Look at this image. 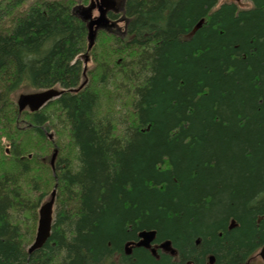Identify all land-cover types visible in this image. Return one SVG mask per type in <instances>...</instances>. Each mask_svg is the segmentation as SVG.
<instances>
[{
    "label": "trees",
    "instance_id": "obj_1",
    "mask_svg": "<svg viewBox=\"0 0 264 264\" xmlns=\"http://www.w3.org/2000/svg\"><path fill=\"white\" fill-rule=\"evenodd\" d=\"M248 1L125 0V35L87 51L76 1L1 0L0 264H247L264 244V0ZM23 89L64 93L19 112ZM141 232L173 254L126 256Z\"/></svg>",
    "mask_w": 264,
    "mask_h": 264
},
{
    "label": "water",
    "instance_id": "obj_2",
    "mask_svg": "<svg viewBox=\"0 0 264 264\" xmlns=\"http://www.w3.org/2000/svg\"><path fill=\"white\" fill-rule=\"evenodd\" d=\"M234 1L236 3H240L241 0H229ZM114 6L113 1H101V5L99 6V16L95 19H92V11L95 8V5L93 3V0L90 1L89 6H80L75 8L78 9L77 16L80 18V20L84 23H86L87 28V42H88V48L87 51H89L92 46L94 45L97 31L100 29H108V27L112 26V24L109 23V20L106 18V10L107 7ZM106 7V8H105ZM105 8V9H104ZM199 26L194 28V31ZM87 61V58L85 59ZM85 61V63H86ZM60 95V92L57 90H47L44 92H38L28 95H21L18 100V106L19 110L21 111L24 109V107H28L30 112H36L38 109H40L44 104H46L47 101L56 98ZM56 157V152L53 154L51 158V166H53L54 160ZM55 199V190L52 191L50 200L43 204L39 209V219H38V226L36 231V236L34 239L33 244L29 248V253H32L33 251H36L40 249L44 243L47 241L50 235V229H51V222H52V207L54 204ZM140 238L146 239L145 242L140 243V245H146L150 242H152L155 239V232H141L138 235ZM169 242H164L162 247L168 248ZM259 257L264 263V245L259 251Z\"/></svg>",
    "mask_w": 264,
    "mask_h": 264
},
{
    "label": "flooded vegetation",
    "instance_id": "obj_3",
    "mask_svg": "<svg viewBox=\"0 0 264 264\" xmlns=\"http://www.w3.org/2000/svg\"><path fill=\"white\" fill-rule=\"evenodd\" d=\"M114 1H115V6L116 7L114 9H112V10H108L107 11V17L110 18L111 21L118 23L119 21L123 20V17L119 13H120V11H123V6H124L123 2H125V0H114ZM95 12H96V10H95ZM110 31L115 32L116 31V27L113 28ZM133 243H130V246H128V248L126 250L124 249V254L126 256H131L133 254L134 249H136L133 246ZM160 244H161V242L155 241L151 245L152 248L150 250H145L149 254V256L151 258L155 257V259L158 260V261L161 259L160 253L163 252L160 249ZM129 249H131V250H129ZM151 250H154V252L152 253ZM166 254L169 255L168 253H166ZM112 263H114V264H125L124 261L120 260V256L118 258L115 257V260H113ZM112 263L109 262L108 260H106L102 264H112ZM190 264H193V263L191 262Z\"/></svg>",
    "mask_w": 264,
    "mask_h": 264
},
{
    "label": "rangeland",
    "instance_id": "obj_4",
    "mask_svg": "<svg viewBox=\"0 0 264 264\" xmlns=\"http://www.w3.org/2000/svg\"><path fill=\"white\" fill-rule=\"evenodd\" d=\"M29 1H31V2H33V1H35V0H29ZM76 1V5H79V4H83V5H86V4H84V3H82L80 0H74V2ZM222 1L223 0H219V4H221L222 3ZM241 6H244V7H248V5H249V1L248 0H241ZM94 15H96V13L94 12ZM120 25V29H119V31L120 30H122L123 29V23H121V24H119ZM33 92H36V91H33V90H30V89H23V90H21V91H19V92H17V93H15L14 95H13V101H14V103L17 101V99H18V97H19V95H21V94H27V93H33ZM58 141H59V146L61 147V145L65 142V140L66 139H64V138H59V139H57ZM2 145L4 146V149H9V145L7 144V142L4 140V139H2ZM58 148V147H57ZM58 150L60 151V149L58 148ZM49 154V153H48ZM50 155V154H49ZM49 155H44L45 157H48ZM49 158V157H48ZM0 167L1 168H4V167H6L5 166V163H3V162H0ZM53 191V190H52ZM52 191H50V192H52ZM51 194V193H50ZM48 198V197H47ZM47 198L45 199L46 201H47ZM45 200H44V202H45ZM44 202H42V203H44ZM37 220H38V217H37ZM36 228H37V221H36ZM35 234H36V229H35ZM35 238V237H34ZM153 244V243H152ZM152 244H150L148 247H146L148 250H150L152 247H151V245ZM31 246V245H30ZM30 246L28 247V249L30 248ZM128 246H130V243H127L126 245H125V247H124V249L126 250L127 248H128ZM133 246L134 247H136V246H140V243L138 242V243H133ZM160 249L163 251V253H168V254H173L172 253V248H171V246L169 247V248H165V249H162L161 247H160ZM129 250H131V249H129ZM151 251H153V250H151ZM254 257V256H253ZM247 264H248V262H247ZM249 264H262V262L259 260V259H257L256 257H254L253 259H251V261H250V263Z\"/></svg>",
    "mask_w": 264,
    "mask_h": 264
},
{
    "label": "bare ground",
    "instance_id": "obj_5",
    "mask_svg": "<svg viewBox=\"0 0 264 264\" xmlns=\"http://www.w3.org/2000/svg\"><path fill=\"white\" fill-rule=\"evenodd\" d=\"M140 239H141V241H140L139 243H143V242H145V241H146V239H143V238H140ZM152 242H153V241H152ZM152 242H150V243H148V244H146V245L144 244V245H140V246H142V247H145V248H146V247H148L150 244H152ZM169 244H170V243H169ZM162 245H163V244H161V245H160V247H161L162 249H165V248H163V247H162ZM30 247H31V246H30ZM169 247H170V245H169ZM169 247H168V248H169ZM28 251H29V249H28ZM151 252L153 253V252H154V250H153V251H151ZM28 253H29V252H28ZM29 254H31V253H29Z\"/></svg>",
    "mask_w": 264,
    "mask_h": 264
}]
</instances>
